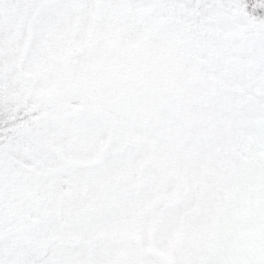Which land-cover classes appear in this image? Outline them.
I'll use <instances>...</instances> for the list:
<instances>
[{"label": "snow or ice", "instance_id": "obj_1", "mask_svg": "<svg viewBox=\"0 0 264 264\" xmlns=\"http://www.w3.org/2000/svg\"><path fill=\"white\" fill-rule=\"evenodd\" d=\"M0 264H264V0H0Z\"/></svg>", "mask_w": 264, "mask_h": 264}]
</instances>
